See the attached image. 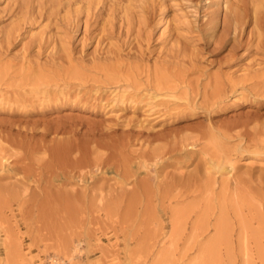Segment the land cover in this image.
<instances>
[{"label":"rangeland","instance_id":"374dc122","mask_svg":"<svg viewBox=\"0 0 264 264\" xmlns=\"http://www.w3.org/2000/svg\"><path fill=\"white\" fill-rule=\"evenodd\" d=\"M0 264H264V0H0Z\"/></svg>","mask_w":264,"mask_h":264},{"label":"bare ground","instance_id":"6f19581e","mask_svg":"<svg viewBox=\"0 0 264 264\" xmlns=\"http://www.w3.org/2000/svg\"><path fill=\"white\" fill-rule=\"evenodd\" d=\"M213 127H211L212 129ZM24 149V147H22ZM25 152L33 151L34 149L44 150L49 152L48 158L46 160L41 161L40 166L43 170L49 171L53 179L57 174L58 170H61V167H70L74 168L78 164L84 161L85 159V150H83L80 147H76L73 144L68 143H59L50 145V146H44V147H25ZM28 159L27 157H23V160ZM40 162V161H39ZM62 171V170H61ZM60 197H66V194L64 191H60L57 193ZM68 197V195H67ZM227 211H226V205L223 206V203L220 204V217L219 219L214 223L213 228L215 231V236L210 240V244H214L215 247H219L218 243L222 240H227L225 237V234L227 236V225L226 220L227 218ZM229 227V226H228ZM229 229V228H228ZM230 230V229H229ZM228 242V241H227ZM214 257L217 259L219 254L217 252L213 254Z\"/></svg>","mask_w":264,"mask_h":264}]
</instances>
